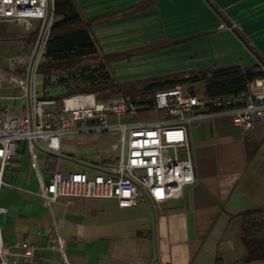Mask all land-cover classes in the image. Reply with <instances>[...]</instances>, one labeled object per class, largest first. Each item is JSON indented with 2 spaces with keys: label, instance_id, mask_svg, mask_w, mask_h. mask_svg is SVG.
<instances>
[{
  "label": "crops",
  "instance_id": "crops-1",
  "mask_svg": "<svg viewBox=\"0 0 264 264\" xmlns=\"http://www.w3.org/2000/svg\"><path fill=\"white\" fill-rule=\"evenodd\" d=\"M76 2L91 22L100 53L134 52L108 64L119 83L227 66L264 71V0ZM38 76L39 92L62 90L46 86L43 74ZM181 84L191 92H205L204 81ZM10 85L2 94L20 91ZM153 94L138 95V112L123 119L175 118L165 110H144ZM5 100L14 105L0 116L18 113L25 103L20 97H0V112ZM188 136L194 181L179 198L157 203L143 196L131 207H120L114 198L60 196L49 209L41 195L57 170L93 174L115 166L116 133L67 134L56 151L44 141H20L4 173L0 205L6 211L0 221L7 245L28 239L36 250L28 261L13 250L9 261L63 264L60 252L51 247L54 216L71 264H264V258L246 260L244 241L248 212H257L253 216L264 234V120L246 130L230 116H215L192 122ZM178 153L185 154L181 147Z\"/></svg>",
  "mask_w": 264,
  "mask_h": 264
},
{
  "label": "built area",
  "instance_id": "built-area-1",
  "mask_svg": "<svg viewBox=\"0 0 264 264\" xmlns=\"http://www.w3.org/2000/svg\"><path fill=\"white\" fill-rule=\"evenodd\" d=\"M0 20L21 22L26 30L33 29L36 21L41 24L25 76L0 78V97L25 100L18 113L0 116V193L6 184V167L20 141H44L48 150L56 151L67 134L107 132L116 133L120 140L116 165L93 174L87 170L55 171L41 192L48 208L60 196L114 198L120 207L135 206L143 196L163 203L179 198L183 187L194 181L188 136L192 122L230 116L234 124L250 130L264 120V71L247 83L246 91L237 95L207 96L191 92L181 83L155 91L144 110H165L176 115L171 120L123 119L139 110L137 102L123 93L104 100L96 99L94 93L61 99L46 97L36 89V77L54 20L53 0H0ZM10 84H15L20 91L2 94ZM71 99H75L74 104H69ZM180 147L184 150L183 156H179ZM32 157L36 158L34 151ZM4 211L6 208L0 205V214ZM52 219L51 247L60 252L63 264H71L65 238L54 216ZM13 250L28 261L34 256L36 245L21 238L7 245L0 221V264H12L9 257Z\"/></svg>",
  "mask_w": 264,
  "mask_h": 264
},
{
  "label": "trees",
  "instance_id": "trees-1",
  "mask_svg": "<svg viewBox=\"0 0 264 264\" xmlns=\"http://www.w3.org/2000/svg\"><path fill=\"white\" fill-rule=\"evenodd\" d=\"M53 10L54 20L45 44L40 72L46 86L52 83L61 86L62 90L54 95L43 92L46 97L61 99L79 93H94L96 99L104 100L123 93L135 101L138 95L153 93L158 88L198 81H204V94L207 96L237 95L246 91L249 81L263 73L257 66H227L211 71H191L186 75L119 83L112 77L108 64L134 52L117 55L100 53L91 34V22L84 18L76 0H53ZM256 213L246 214V260L264 258V234L261 221L253 216Z\"/></svg>",
  "mask_w": 264,
  "mask_h": 264
},
{
  "label": "rangeland",
  "instance_id": "rangeland-1",
  "mask_svg": "<svg viewBox=\"0 0 264 264\" xmlns=\"http://www.w3.org/2000/svg\"><path fill=\"white\" fill-rule=\"evenodd\" d=\"M40 23L35 22L34 28L26 30L21 22L0 20V78L8 79L9 76H25L33 54L36 42L40 36ZM38 74H42L40 71ZM55 78V76H54ZM36 89L39 90L40 80L37 75ZM53 85V84H52ZM1 103L2 111L6 113V106H13L14 102L5 100ZM120 140H117L116 151L120 152Z\"/></svg>",
  "mask_w": 264,
  "mask_h": 264
},
{
  "label": "bare ground",
  "instance_id": "bare-ground-1",
  "mask_svg": "<svg viewBox=\"0 0 264 264\" xmlns=\"http://www.w3.org/2000/svg\"><path fill=\"white\" fill-rule=\"evenodd\" d=\"M75 103V99H71L70 101H69V104H74Z\"/></svg>",
  "mask_w": 264,
  "mask_h": 264
}]
</instances>
